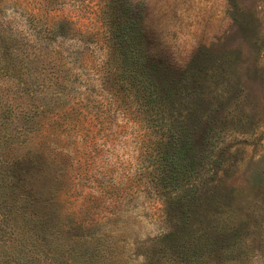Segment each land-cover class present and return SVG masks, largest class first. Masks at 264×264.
<instances>
[{
	"label": "trees",
	"instance_id": "16d2710c",
	"mask_svg": "<svg viewBox=\"0 0 264 264\" xmlns=\"http://www.w3.org/2000/svg\"><path fill=\"white\" fill-rule=\"evenodd\" d=\"M57 3L27 2L32 14L25 32L0 19V264H245L244 237L218 218L212 187L220 167L212 159L218 132H201L205 77L197 56L183 69L158 59L132 0H105L106 58L98 85L109 105L126 107L143 122V195L161 202L165 227L131 242L124 222L117 227L103 216L73 225L63 214L59 198L70 174L62 153L72 154L66 143L80 122L62 117L74 107L83 111L87 97L76 86L85 75L82 55L73 59L56 44L66 26L51 14ZM50 149L60 153H44ZM211 164L217 169L206 180ZM44 174L46 190L34 183Z\"/></svg>",
	"mask_w": 264,
	"mask_h": 264
},
{
	"label": "rangeland",
	"instance_id": "374dc122",
	"mask_svg": "<svg viewBox=\"0 0 264 264\" xmlns=\"http://www.w3.org/2000/svg\"><path fill=\"white\" fill-rule=\"evenodd\" d=\"M31 1L0 0L1 21L25 32L28 14H32L26 3ZM132 1L158 59L173 69H183L196 54V65L205 77L201 132L208 128L218 132L212 146V159L220 163L212 185L220 212L216 216L226 224L234 223L244 237L245 264H264V0ZM104 3L58 0L51 13L55 22L66 23L65 35L56 44L61 43L73 59L77 52L82 55L85 75L80 80L85 84L77 81L76 86L77 93L87 97L83 111L65 109L62 117L78 120L80 126L75 139L66 143L72 154L62 153V166L70 175L59 199L73 225L107 216L117 221V227L127 224L132 242L164 230V207L153 194L143 195L142 120L126 107H114L100 97L104 93L98 85L99 66L106 58ZM73 101L77 98L67 104L72 106ZM40 140L34 142L39 148L44 143ZM44 153L56 156L60 152ZM211 165L205 170L206 180L217 169ZM34 183L46 190L50 181L44 174Z\"/></svg>",
	"mask_w": 264,
	"mask_h": 264
}]
</instances>
